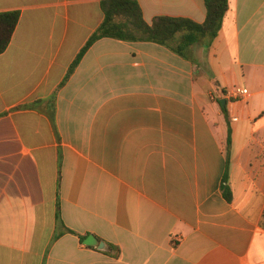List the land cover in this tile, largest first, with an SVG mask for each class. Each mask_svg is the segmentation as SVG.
<instances>
[{
	"label": "crops",
	"instance_id": "obj_1",
	"mask_svg": "<svg viewBox=\"0 0 264 264\" xmlns=\"http://www.w3.org/2000/svg\"><path fill=\"white\" fill-rule=\"evenodd\" d=\"M137 1L150 24L206 20L204 0ZM11 11L0 264H264V0H230L194 61L104 38L65 84L103 22L101 0H0Z\"/></svg>",
	"mask_w": 264,
	"mask_h": 264
},
{
	"label": "trees",
	"instance_id": "obj_2",
	"mask_svg": "<svg viewBox=\"0 0 264 264\" xmlns=\"http://www.w3.org/2000/svg\"><path fill=\"white\" fill-rule=\"evenodd\" d=\"M206 20L195 22L184 17L158 16L152 23L145 21L142 8L137 0H101L104 13L103 22L90 36L74 62L71 64L65 84L73 74L88 50L99 40L112 38L128 42H151L167 47L175 54L192 59V48L199 43L209 46L218 36L230 7V0H204ZM18 11L0 13V55L9 47L13 34L19 23ZM194 61V60H193ZM222 105V104H221ZM225 116H228L226 105H222ZM228 151L231 145V129L228 135ZM229 155L227 164H229ZM222 190L228 201L232 199L228 175H225ZM262 226L264 228V214ZM120 254L117 248L115 256Z\"/></svg>",
	"mask_w": 264,
	"mask_h": 264
},
{
	"label": "water",
	"instance_id": "obj_3",
	"mask_svg": "<svg viewBox=\"0 0 264 264\" xmlns=\"http://www.w3.org/2000/svg\"><path fill=\"white\" fill-rule=\"evenodd\" d=\"M220 103L224 106L226 105V100L223 99ZM85 244L88 246H99L100 249H103L105 246L104 243H100L93 235L87 237V239L85 240Z\"/></svg>",
	"mask_w": 264,
	"mask_h": 264
},
{
	"label": "built area",
	"instance_id": "obj_4",
	"mask_svg": "<svg viewBox=\"0 0 264 264\" xmlns=\"http://www.w3.org/2000/svg\"><path fill=\"white\" fill-rule=\"evenodd\" d=\"M234 94L246 95V94H248V90L237 88V89H235Z\"/></svg>",
	"mask_w": 264,
	"mask_h": 264
}]
</instances>
